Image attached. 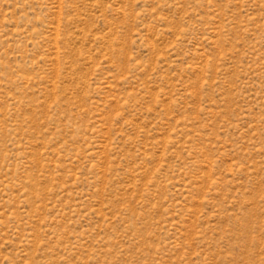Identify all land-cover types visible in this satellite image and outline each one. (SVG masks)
Here are the masks:
<instances>
[{
	"label": "rangeland",
	"instance_id": "1",
	"mask_svg": "<svg viewBox=\"0 0 264 264\" xmlns=\"http://www.w3.org/2000/svg\"><path fill=\"white\" fill-rule=\"evenodd\" d=\"M0 264H264V0H0Z\"/></svg>",
	"mask_w": 264,
	"mask_h": 264
}]
</instances>
